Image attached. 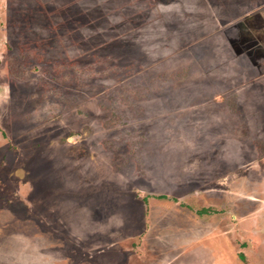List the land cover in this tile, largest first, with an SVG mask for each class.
Masks as SVG:
<instances>
[{
  "label": "rangeland",
  "instance_id": "374dc122",
  "mask_svg": "<svg viewBox=\"0 0 264 264\" xmlns=\"http://www.w3.org/2000/svg\"><path fill=\"white\" fill-rule=\"evenodd\" d=\"M256 6L0 0V264H264Z\"/></svg>",
  "mask_w": 264,
  "mask_h": 264
},
{
  "label": "crops",
  "instance_id": "0c3cea01",
  "mask_svg": "<svg viewBox=\"0 0 264 264\" xmlns=\"http://www.w3.org/2000/svg\"><path fill=\"white\" fill-rule=\"evenodd\" d=\"M253 9L255 12L250 14L248 19L240 17L238 21V23H243L242 32L244 34V37L240 38L239 41V55H243L247 59L245 65L249 66L252 69V74H254L250 79L246 77V80H253L252 88L261 93V96H256L254 100L249 101L251 104L240 105L242 112L240 130L244 136L248 132L253 133V139H261L264 137V11L259 6L253 7ZM246 20H248L249 25L253 22L252 25L254 26V30L250 28L249 36L246 33L249 32L246 27ZM238 69L242 75L247 74L240 66ZM242 89L249 91L250 86H246V83L243 82L240 86V90Z\"/></svg>",
  "mask_w": 264,
  "mask_h": 264
},
{
  "label": "trees",
  "instance_id": "16d2710c",
  "mask_svg": "<svg viewBox=\"0 0 264 264\" xmlns=\"http://www.w3.org/2000/svg\"><path fill=\"white\" fill-rule=\"evenodd\" d=\"M203 211V210H202Z\"/></svg>",
  "mask_w": 264,
  "mask_h": 264
}]
</instances>
